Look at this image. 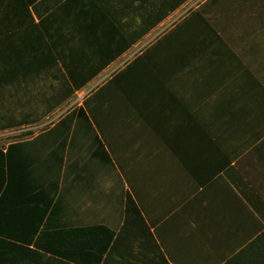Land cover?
Masks as SVG:
<instances>
[{
    "label": "crops",
    "instance_id": "1",
    "mask_svg": "<svg viewBox=\"0 0 264 264\" xmlns=\"http://www.w3.org/2000/svg\"><path fill=\"white\" fill-rule=\"evenodd\" d=\"M46 124L0 142V264H264V0H0V137Z\"/></svg>",
    "mask_w": 264,
    "mask_h": 264
},
{
    "label": "trees",
    "instance_id": "2",
    "mask_svg": "<svg viewBox=\"0 0 264 264\" xmlns=\"http://www.w3.org/2000/svg\"><path fill=\"white\" fill-rule=\"evenodd\" d=\"M110 60V59H109ZM108 60V62H109ZM101 70V69H100ZM100 72L99 70L92 71L90 75H87L86 77H74L72 72L68 70L69 78L72 81L74 85V89L76 91L80 90L93 78L95 74ZM113 91H117L119 93V88L117 86V83L115 81H108L101 87L94 90L83 102V107L81 109V116L84 117L87 120H91L97 127H101V124L105 122V117L102 116L105 114L104 112V106L106 105V97L110 94H112ZM98 112V115H97ZM100 148L103 150V144L100 143ZM105 157L110 160L107 152H104ZM127 204L134 205V202L132 199H128ZM33 255H35L36 259L39 260L40 257L43 255L39 253L38 251L32 252Z\"/></svg>",
    "mask_w": 264,
    "mask_h": 264
},
{
    "label": "rangeland",
    "instance_id": "3",
    "mask_svg": "<svg viewBox=\"0 0 264 264\" xmlns=\"http://www.w3.org/2000/svg\"><path fill=\"white\" fill-rule=\"evenodd\" d=\"M107 77L104 79L106 80ZM99 82H95L93 84H97ZM101 83V82H100ZM99 85V84H98ZM84 90V89H83ZM81 93H79L80 95ZM77 99V98H76ZM49 124H46L44 126H41L40 128L34 129L32 131H25V132H19V133H14V134H9L3 137H0V142L4 141V142H11V141H16V140H22L25 138H28L30 136H32L35 132H39L41 130H44Z\"/></svg>",
    "mask_w": 264,
    "mask_h": 264
},
{
    "label": "built area",
    "instance_id": "4",
    "mask_svg": "<svg viewBox=\"0 0 264 264\" xmlns=\"http://www.w3.org/2000/svg\"><path fill=\"white\" fill-rule=\"evenodd\" d=\"M100 85V82L97 84H92L86 88H84V90H82L80 93V95H78L76 102H81L82 100L86 99L94 90H96V88Z\"/></svg>",
    "mask_w": 264,
    "mask_h": 264
}]
</instances>
